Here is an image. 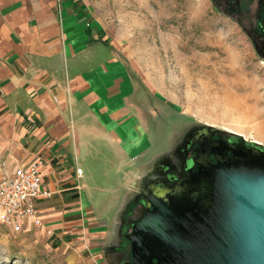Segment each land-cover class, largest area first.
<instances>
[{"label": "crops", "instance_id": "obj_1", "mask_svg": "<svg viewBox=\"0 0 264 264\" xmlns=\"http://www.w3.org/2000/svg\"><path fill=\"white\" fill-rule=\"evenodd\" d=\"M151 104L84 1L0 0V170L41 158L50 192L36 202L42 225L15 233L107 264L114 220L168 151L157 150L163 111Z\"/></svg>", "mask_w": 264, "mask_h": 264}, {"label": "rangeland", "instance_id": "obj_2", "mask_svg": "<svg viewBox=\"0 0 264 264\" xmlns=\"http://www.w3.org/2000/svg\"><path fill=\"white\" fill-rule=\"evenodd\" d=\"M82 1L146 86L151 105L162 109L157 150H170L197 125L264 147V36L257 31V0L235 13L214 0ZM121 221L114 220L105 240L107 264H118ZM87 255L75 244L52 246L0 223V264H91Z\"/></svg>", "mask_w": 264, "mask_h": 264}, {"label": "water", "instance_id": "obj_3", "mask_svg": "<svg viewBox=\"0 0 264 264\" xmlns=\"http://www.w3.org/2000/svg\"><path fill=\"white\" fill-rule=\"evenodd\" d=\"M150 179L153 173L147 183ZM218 182V203L201 217L159 205L153 195L159 210L135 223L129 264H264L263 160L223 174Z\"/></svg>", "mask_w": 264, "mask_h": 264}, {"label": "flooded vegetation", "instance_id": "obj_4", "mask_svg": "<svg viewBox=\"0 0 264 264\" xmlns=\"http://www.w3.org/2000/svg\"><path fill=\"white\" fill-rule=\"evenodd\" d=\"M216 4L226 5L229 12L235 13L248 9L247 0H214ZM223 1V2H222ZM257 31L264 36V4L257 0ZM264 147L234 133L221 132L214 128L194 126L181 140L173 142L172 148L161 156L153 169L154 179H150L143 193L131 205L117 226L118 243L115 245L120 253L118 264H129L132 260V242L135 223L147 211L160 204L172 207L184 215L203 216L209 205L218 203L219 183L223 174L241 168L250 167L256 161L264 162ZM158 204L154 207L152 196ZM181 207V208H180ZM193 216V215H192ZM153 263L157 259H152Z\"/></svg>", "mask_w": 264, "mask_h": 264}, {"label": "built area", "instance_id": "obj_5", "mask_svg": "<svg viewBox=\"0 0 264 264\" xmlns=\"http://www.w3.org/2000/svg\"><path fill=\"white\" fill-rule=\"evenodd\" d=\"M44 161L36 158L11 174L0 176V223L20 232L27 221L35 228L42 225L36 202L48 197L49 190L42 182Z\"/></svg>", "mask_w": 264, "mask_h": 264}, {"label": "bare ground", "instance_id": "obj_6", "mask_svg": "<svg viewBox=\"0 0 264 264\" xmlns=\"http://www.w3.org/2000/svg\"><path fill=\"white\" fill-rule=\"evenodd\" d=\"M193 18V17H192ZM256 141V140H255ZM257 142H258V140H257Z\"/></svg>", "mask_w": 264, "mask_h": 264}]
</instances>
